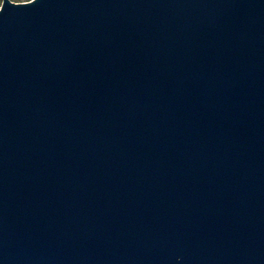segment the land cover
I'll return each mask as SVG.
<instances>
[{"label":"water","instance_id":"1","mask_svg":"<svg viewBox=\"0 0 264 264\" xmlns=\"http://www.w3.org/2000/svg\"><path fill=\"white\" fill-rule=\"evenodd\" d=\"M0 264H264V0H3Z\"/></svg>","mask_w":264,"mask_h":264},{"label":"rangeland","instance_id":"2","mask_svg":"<svg viewBox=\"0 0 264 264\" xmlns=\"http://www.w3.org/2000/svg\"><path fill=\"white\" fill-rule=\"evenodd\" d=\"M12 2L15 3H23V2H28V1H32V0H11ZM3 0H0V8L2 6Z\"/></svg>","mask_w":264,"mask_h":264}]
</instances>
